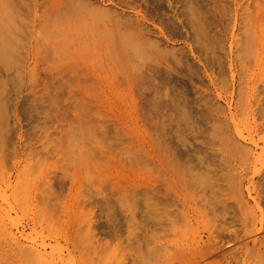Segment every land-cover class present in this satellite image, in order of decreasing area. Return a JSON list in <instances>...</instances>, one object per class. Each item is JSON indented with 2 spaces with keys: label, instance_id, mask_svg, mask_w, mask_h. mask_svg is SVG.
<instances>
[{
  "label": "rangeland",
  "instance_id": "374dc122",
  "mask_svg": "<svg viewBox=\"0 0 264 264\" xmlns=\"http://www.w3.org/2000/svg\"><path fill=\"white\" fill-rule=\"evenodd\" d=\"M125 1L0 0V264H264V0Z\"/></svg>",
  "mask_w": 264,
  "mask_h": 264
},
{
  "label": "bare ground",
  "instance_id": "6f19581e",
  "mask_svg": "<svg viewBox=\"0 0 264 264\" xmlns=\"http://www.w3.org/2000/svg\"><path fill=\"white\" fill-rule=\"evenodd\" d=\"M20 1L21 0H19V3H20ZM47 2V3H49L48 4V8L50 9V8H52V10L54 9L55 11H57V12H59L60 13V11L62 10V9H60V11H58L59 10V8L60 7H58V8H56L59 4H61V1L62 0H43V3L44 2ZM106 0H96V1H94V0H71L69 3H72V4H67L66 3V5L69 7V9H68V7H63L62 5V7H63V9L65 10V8H67V10H69V13H67V10H63L64 12H66L65 13V15L67 16L68 14H69V16H70V14H72V13H74V17L73 16H71L73 19L75 18V19H77L78 20V18H80V17H82V16H84V19L85 20H87V18L89 19L90 17V19H93V21L95 22V23H98V25H100V20H104V21H101L104 25H101V26H103V27H101L102 29L104 28V30L106 29H108L109 30V26H110V24H112L111 25V27L112 28H110L111 30H113V31H109V36L110 37H107L111 42H112V44L114 45V49L115 50H117V52H121V54L120 53H118V58H115L116 60H118V59H123V60H125V61H128V60H130V52H132L133 53V55H135V56H139V54H141V53H144L145 51H146V49H148L147 47L148 46H150V44H151V46L153 45V43L152 42H150V39H148L147 38V36H145L144 35V31L142 32V29L143 28H141L142 27V22H143V19H142V15L140 14V12H134V11H132L133 12V15L132 16H134V17H130V16H127V15H125L124 14V11H120L121 12V14L120 13H118V12H116V11H118V10H121V8L120 9H117V8H115V9H112V7H110L109 5V7L107 6V5H105V4H103L104 2H105ZM122 1V0H121ZM123 1H125V0H123ZM148 1L149 0H147V2L146 3H148ZM99 4H97V3ZM102 4H101V3ZM112 2V1H111ZM63 3V2H62ZM94 3H95V5H94ZM108 3V2H107ZM118 3H120V0H119V2ZM117 3V4H118ZM123 3V2H122ZM121 3V4H122ZM157 4H159V2H158V0H157V2H156ZM161 3V2H160ZM36 4V6H37V4L39 5V3H35ZM97 4V5H96ZM125 4L127 5V4H129V1H125ZM133 4V3H132ZM156 4V5H157ZM49 5H50V7H49ZM115 5V4H114ZM131 5V4H130ZM161 5V4H160ZM118 6V5H117ZM121 6V5H120ZM122 7V6H121ZM131 7V6H130ZM159 7V6H158ZM158 7H156L155 6V8H157L158 9ZM71 8L74 10L73 12H72V10H71ZM114 8V7H113ZM119 8V7H118ZM132 8V7H131ZM134 8V7H133ZM152 8V7H151ZM161 8V7H160ZM157 9H154L153 8V10H157ZM51 10V9H50ZM51 10V11H52ZM122 10H123V8H122ZM130 10V9H129ZM54 11V12H55ZM63 11H61V12H63ZM53 12V11H52ZM51 12V13H52ZM122 12H123V14H122ZM130 12V11H129ZM125 13H126V11H125ZM53 14H55V13H53ZM57 14V13H56ZM62 14V13H61ZM131 14V13H130ZM50 15V14H49ZM60 15V14H59ZM64 15V14H63ZM64 15V16H65ZM78 15V17H76ZM79 15H80V17H79ZM58 16V15H57ZM62 16V15H61ZM64 16H62V17H64ZM65 16V17H66ZM86 16H88V17H86ZM125 17V18H124ZM128 17V18H127ZM72 18L70 19V20H72ZM141 18V21L142 22H140L139 21V19ZM66 19V18H65ZM68 19V18H67ZM75 19H74V21H75ZM64 20V19H63ZM124 20V21H123ZM73 21V20H72ZM108 22H109V24H108ZM62 23V22H61ZM101 23V24H102ZM105 24H106V28H105ZM119 24H121V26L124 28H122L121 30H122V33L120 32V29L118 28V26H119ZM114 25H115V27H117L118 28V30L116 29V28H114ZM100 27L98 28V29H100ZM98 29L96 30L97 32H98ZM134 29V32L133 33H131L132 32V30ZM115 30H117V31H115ZM99 31H101V30H99ZM103 31V30H102ZM101 31V32H102ZM112 33V35L114 34V36H111L110 34ZM116 32V33H115ZM131 33V34H130ZM102 34V33H101ZM104 34H105V32H104ZM104 34H102V36L104 35ZM108 34H107V36H108ZM78 36V35H77ZM103 38V37H102ZM102 40V39H101ZM104 40V39H103ZM99 41V40H98ZM104 43H105V40H104ZM106 45V44H105ZM107 46V45H106ZM110 46V45H109ZM154 46V45H153ZM144 51V52H143ZM114 59V60H115ZM195 259V258H194ZM196 260V259H195ZM198 261V260H197Z\"/></svg>",
  "mask_w": 264,
  "mask_h": 264
}]
</instances>
